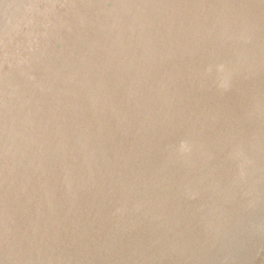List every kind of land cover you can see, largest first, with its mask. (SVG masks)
I'll return each instance as SVG.
<instances>
[{
    "label": "water",
    "instance_id": "95a60500",
    "mask_svg": "<svg viewBox=\"0 0 264 264\" xmlns=\"http://www.w3.org/2000/svg\"><path fill=\"white\" fill-rule=\"evenodd\" d=\"M0 264H264V0H0Z\"/></svg>",
    "mask_w": 264,
    "mask_h": 264
}]
</instances>
